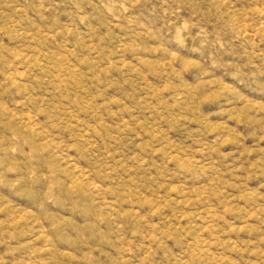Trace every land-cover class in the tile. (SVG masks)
Instances as JSON below:
<instances>
[{
  "label": "rangeland",
  "instance_id": "rangeland-1",
  "mask_svg": "<svg viewBox=\"0 0 264 264\" xmlns=\"http://www.w3.org/2000/svg\"><path fill=\"white\" fill-rule=\"evenodd\" d=\"M0 264H264V0H0Z\"/></svg>",
  "mask_w": 264,
  "mask_h": 264
}]
</instances>
